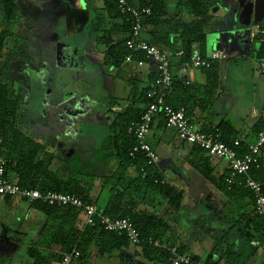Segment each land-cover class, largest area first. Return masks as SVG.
Wrapping results in <instances>:
<instances>
[{
  "label": "crops",
  "instance_id": "obj_1",
  "mask_svg": "<svg viewBox=\"0 0 264 264\" xmlns=\"http://www.w3.org/2000/svg\"><path fill=\"white\" fill-rule=\"evenodd\" d=\"M129 1L135 7L141 6L140 0ZM210 2L213 6L209 12L211 21L205 31V41L207 34L215 33L220 35L217 45L215 48L206 42L202 47L193 45L192 55L204 59L218 52L223 58L215 61L210 71L182 69L180 63L173 65L171 70L175 83L166 102L172 107L186 104L189 108L188 117L195 130L224 126L245 144H251L264 115V77L258 73V64L264 63L258 53L264 39L259 31L264 24L251 25L248 29L230 34L226 28V6L221 5V0ZM165 3L167 17L178 19L180 23H191L188 9L181 5L180 0H165ZM14 4L16 16L6 23L0 0V32L5 30L9 35L0 56V84L6 86L12 97L20 98L24 114L27 112L23 104L25 89L19 84L24 78V72L30 75L26 79L29 81L34 79L32 76L38 78L40 75V80L45 83L40 87L43 93L38 95L46 97L47 93V98L50 97L54 86L50 82L55 80L51 73L55 69L58 71L55 65L60 64L59 57L64 50L61 46L65 45V104L70 111H79L84 115L79 117L80 114H76V119L71 124L65 122V125L59 124L57 127L49 124L46 117L51 107L46 98L44 102L40 101L35 110L43 117L44 125L30 130L31 125L24 121L25 115L19 125L37 143L49 144L48 151L55 158L52 168L65 180L75 176L68 167L69 161L74 157L83 166L89 159L93 165L98 159L102 163L100 154L102 146L111 136L109 128L113 114L131 105L129 98L134 87L137 86L139 90L149 87L155 78L156 68L151 60L123 62L117 68L104 65L103 58L108 47L99 42L103 31L107 32L106 38L113 42L122 39L123 34L116 28L121 20L116 19L113 14L108 16L105 13L102 0H14ZM97 21L101 28L94 32ZM33 29H45L44 38L38 39V44H32L34 53L26 41L32 37L25 41L23 39L35 32ZM142 38L146 39L145 33ZM170 38L174 39L175 36L171 35ZM37 45L40 50L36 51ZM45 46L51 50V55L44 54L43 49L47 48ZM98 47H103L104 50L99 51ZM33 58L37 59L35 64H40L41 69L44 66V73H40L41 69H29ZM90 63H97L99 70L93 71ZM41 76L45 78L41 79ZM86 79L93 80V84ZM72 80L74 84L67 87ZM208 98L209 104L205 106ZM73 99L79 103H71ZM135 106L143 108L142 105ZM145 141L157 154L156 171L168 187L180 195L179 209L173 214L169 211L168 202L148 189L139 198L138 210L155 217L159 221V227L162 224L167 226L156 229L162 242L175 247L181 254L204 262L208 256H212L214 261L226 264L223 255L226 247L231 246L233 252L243 260L242 264H264V241L258 239L255 227L251 224L252 221L255 222L252 201L239 198L238 195L230 196L223 190L221 180L228 174L227 160L207 158L192 146L180 142L175 133L166 129L163 120L158 117L152 122ZM54 145L58 146L57 150H54ZM89 152L92 156L87 159L86 154ZM111 156L115 166L106 168L108 172L104 175L94 176L90 192L100 211L107 206L112 194L107 187L102 186V178L111 176L118 165L115 157ZM261 159L264 170V149L261 151ZM58 162H62V167L67 169L65 173L59 172L56 166ZM98 167L102 168L101 164ZM128 172L131 177H136L133 171ZM16 202L22 201L10 199V203L6 204L0 198V208L3 205L10 208L11 212L5 213L11 216L13 211L19 209ZM35 216L33 214L30 217H34L33 221L36 223L41 219L42 223L38 227L31 225L30 230H34L31 240L37 236L38 230L46 221L42 215V218L36 216L38 220ZM14 218L16 233L13 234V241H20L26 237L25 227L31 221L16 219L17 216ZM80 220L82 221L81 218ZM88 264L163 263L148 261L140 248L129 245L103 256H99L95 249L90 254Z\"/></svg>",
  "mask_w": 264,
  "mask_h": 264
},
{
  "label": "trees",
  "instance_id": "obj_2",
  "mask_svg": "<svg viewBox=\"0 0 264 264\" xmlns=\"http://www.w3.org/2000/svg\"><path fill=\"white\" fill-rule=\"evenodd\" d=\"M102 1L105 13L108 16L113 14L116 19L121 20V23L116 28L123 34L122 39L113 42L108 37L106 38L107 32L103 31L99 42L108 47L103 58L104 65L108 68H117L123 62H126V57H130L131 61L138 62L150 60L143 54L134 53L127 48L126 42L131 37L132 26L126 16L118 12L115 0ZM127 2L131 4L129 0ZM140 2L141 6L136 8L149 9L151 12L150 15L141 17V39L167 53L170 59L172 83L165 96V103L167 104L166 99L175 83L171 67L179 63L181 67L187 62L193 56V45L197 44L201 47L204 45L205 31L211 21L209 12L213 5L210 0H180L181 5L188 9L191 16V23L184 24L180 23L178 19L173 20L167 17L165 0H140ZM1 6L5 21L9 23L16 16L14 0H1ZM100 28V23L97 21L93 31L98 32ZM144 33L146 39L142 38ZM171 35H174L175 38L171 39ZM8 37L7 31L3 30L0 32V56ZM179 51L182 52V56L176 57ZM258 53L259 57L264 61V39ZM212 66L206 71H210ZM155 78L146 89L139 90L137 86L134 87L129 98L131 105L113 114L109 128L111 136L107 138L102 146L100 157L104 167L108 163L106 162L107 158L112 157L111 155L115 157L118 165L111 176L102 178V186L104 188L107 187L112 194L107 206L102 211H99L111 219L129 220L138 230L141 240L151 239L152 242H158L160 247L144 243L132 245L123 235L104 231L98 226H85L80 220L78 212L73 208L48 207L39 201L27 202L22 200V202L27 204L28 211L39 213L46 220L44 226L38 230L37 236L31 240L27 247L26 257L28 262L25 264H59L64 255L70 254L75 250L80 255L69 264H88L90 254L95 249L99 256H103L113 251H119L124 246L127 247L129 245L140 248L143 255L150 262L171 264L169 253L165 250L166 247L171 246L162 242V237L156 230L163 225L166 228L167 226L162 224L159 227V221L155 217L153 218L138 210V202L139 198L143 197L144 190L148 189L167 201L169 211L173 214L179 209L180 195L169 188L165 181L161 184L163 179L156 171V166H147L143 155L130 156V151L136 141L128 133V128L131 124L139 121L140 116L150 102L147 94L155 88ZM207 104H209V98L205 106ZM135 105H142L143 108H137ZM22 106L20 98L12 97L6 86L0 84V155L6 162L5 178L22 189H36L41 193L48 191L59 192L76 196L86 204L95 205L96 200L90 196V192L93 188L94 176L97 175H93L92 171L96 170V163H99L100 159L94 165H91V170H88L85 166L79 164V160L74 157L69 161L68 167L73 170L75 176H70L65 180L60 178L52 168L55 158L53 153L48 151L50 149L49 144L37 143L19 127L24 115ZM186 106L183 103L178 107H171L174 109L184 108L188 117L189 108ZM158 118L162 119L161 116H158ZM261 130H264V115L259 121L256 134ZM214 131L220 134L222 142L231 144L234 141H239V152L241 154L247 152L250 144H245L239 136L232 130H228L227 127L217 126L200 132ZM192 148L205 156L202 150L195 146H192ZM263 149L264 146L261 151ZM261 151L259 155L260 168L251 172L252 178L258 182L264 181ZM129 170L133 171L136 177H131ZM226 176L221 180L224 192L230 196L238 195L239 198H247L252 201L255 222L252 221L251 224L255 227L254 230H256L258 239L264 241V216H259L255 213L253 194L243 187L233 186L228 189L225 183ZM0 198L4 203H10L11 198ZM42 253H47L48 255L44 256ZM223 257L226 260V264L243 263L240 256L233 252L231 246L226 247ZM192 258L197 260L194 257ZM205 263L221 264L219 261H214L212 256H208Z\"/></svg>",
  "mask_w": 264,
  "mask_h": 264
},
{
  "label": "built area",
  "instance_id": "obj_3",
  "mask_svg": "<svg viewBox=\"0 0 264 264\" xmlns=\"http://www.w3.org/2000/svg\"><path fill=\"white\" fill-rule=\"evenodd\" d=\"M118 12L126 16L131 23V37L126 42L129 50L141 53L150 59L156 68L155 88L148 92L150 100L138 122L131 124L128 133L131 134L136 144L130 151V156L143 155L147 166H156L158 157L151 146L145 141L153 120L161 116L166 129L175 133L178 140L184 144L195 146L202 150L208 158L225 159L228 162V174L225 178L227 188L233 186L243 187L249 190L254 197V210L259 216H264V181L258 182L251 176L253 170L260 168L259 155L264 146V130L255 135L254 142L248 146L247 152L241 154L239 141L226 144L221 141L220 134L214 132H200L195 130L190 119L186 116L184 108L174 109L165 103V96L171 87L172 77L170 71V59L167 53L161 51L141 39V17L150 15L149 9H139L127 2V0H115ZM263 29L259 34L264 35ZM177 56H182L178 53ZM223 58L221 53L215 52L209 58L192 56L182 65V69H209L215 61ZM126 62L131 58L126 57ZM258 73L264 77V63L258 64ZM6 162L0 155V197L25 200L27 202L39 201L48 207H69L78 212L85 226L103 229L117 235H123L132 245L146 244L160 247L158 242L151 239L143 241L134 224L127 219H111L103 215L95 205L86 204L81 199L72 195L59 192L41 193L36 189L20 188L5 178ZM156 183V181H155ZM164 181H161L163 184ZM171 264H206L204 261L195 260L191 256L179 253L175 247H166ZM78 251L66 254L59 264H69L79 257Z\"/></svg>",
  "mask_w": 264,
  "mask_h": 264
},
{
  "label": "rangeland",
  "instance_id": "obj_4",
  "mask_svg": "<svg viewBox=\"0 0 264 264\" xmlns=\"http://www.w3.org/2000/svg\"><path fill=\"white\" fill-rule=\"evenodd\" d=\"M33 30H35V32H32V34L28 35V37H23V39L25 41L27 38H30V36L32 37L31 39H27L26 41L30 45L31 51L34 53L35 52V50H34L35 48L32 49L33 48L32 44L36 45V42L38 44V42H40L39 40L41 38H44L45 29H37V30L33 29ZM217 38L218 37L216 36L215 33H209V34L206 35V41L205 42L208 45H212L214 43L215 39H217ZM6 46H7V44H6ZM45 47H47V46H45ZM61 47H63L64 50H63V53H61L63 55L59 57V62L63 63V65L65 66V55H64L65 54V46H61ZM37 49H39V45H37L36 51H37ZM58 50H61V49H58ZM97 50L103 51L104 48L103 47H98ZM50 51L51 50H48V47L43 49L44 54L46 53L47 56L51 55ZM54 51L56 52V50H54ZM35 62H37L36 58L31 59V63H33V64H31L29 66V69H38V70L41 69L40 64L37 65V64H35ZM89 66L91 67V69L93 71L99 70V66H98L97 63H93V64L90 63ZM59 67L63 68L62 64H60ZM59 69H58V71H56V69H55V72L51 73L52 76H53V79H55V80L50 82L51 85H54L53 89L55 87V84L58 81L57 78H59L61 76L60 75L61 73H60ZM44 70H45V68H44V66H42V69L40 70V73L41 72L44 73ZM50 75L48 77H50ZM23 76H24V78H23V80L21 82H19V84H21V86L25 89V97L23 99V104H24V106H26L25 107V112H26V110H27V112L24 114L25 115L24 121L26 120V123L31 125L29 127V129L32 130V128H35V127H37L39 125L40 126L44 125V123L42 122L44 120L43 117L39 116L35 112V110L37 109V106H39L40 101L44 102V100L47 98V93H46V97H41L40 95H38L39 93H43L40 90V87L42 86L43 83H45V82L42 83V81L40 80V75L38 76V78H36V76H32L31 78H34V79L31 80V81L26 80V79H28V77L30 78L29 74H25V72H24ZM42 78H45V77L41 76V79ZM86 81L89 82L90 84H93V80H91V79H86ZM48 100H49V96L47 98V102H48ZM57 100H58V96H54L52 98L51 102L55 103V101H57ZM49 114H51L50 111H49L48 115ZM80 114H82V113L80 112ZM82 115H84V114H82ZM82 115H78V116L81 117ZM47 120H48L49 124H52L51 122H54L53 120H50V119H47ZM54 124L57 127V123H54ZM56 127H53V129L56 128ZM91 154L92 153H90V152H89V154H86V158L88 159L89 157H91L92 156ZM64 157H65V155H64ZM106 162H108V163L106 165L107 167L105 166V168L103 166L104 164L102 165V163H96V165L101 164L102 168L101 167L96 168L95 171L94 170L92 171L93 172L92 174L93 175L94 174H96V175H100V174L104 175V174H106L108 172V170H106V168H108L109 166H113V167L115 166V165H113L115 162L113 161L112 158L110 159V157L107 158ZM61 164H62V162H60V163L58 162L56 164V166L59 168V172L62 174V172L65 173L67 171V169L63 168ZM79 164H81V163H79ZM90 165H93V163L89 159L85 163V168H87L88 170H91V166ZM64 176H65V174H64ZM85 178L87 179V177H85ZM100 203H104V202H100ZM16 204H17V207L19 209H17L16 211L12 210L13 212L11 213V216H9L8 214L5 213V211L10 213L11 212L10 208L5 207V205H3L2 208H0V211H1L0 212L1 213V215H0L1 216L0 217V225L2 224V226L5 227V230H7L6 233L7 234H9V233H14L15 234L16 233L14 231L15 230L14 229V225H15L14 224L15 223V218L14 217H16V216H17L16 219H19V220L20 219H24L25 221L27 220V221H31V222H30L29 225H27L25 223L26 224V227H25L26 228V230H25L26 231V237H23L22 239H20V241H13L12 240L13 241V245L9 246V247L8 246H4L3 244L2 245L0 244V264H25V263H27L28 260H27V257H26V251H27V247L29 246V244L31 242L32 235L34 233L33 232L34 230H32V231L30 230L32 228L31 225L35 224L36 227H38L42 223L41 219L39 221H37L38 223H36V221H33L35 218L34 217L31 218L30 217L31 215H33V214H34V216L38 215L41 218H42V216L40 214L36 213V212H33V211H26L27 205L24 202H16ZM99 205H101V204H99ZM36 220H38V217H36ZM0 229H1V227H0ZM6 233H4L5 236H6ZM7 236L5 237V239H7ZM10 239H11V236H10ZM9 249H12L14 251L10 252Z\"/></svg>",
  "mask_w": 264,
  "mask_h": 264
},
{
  "label": "water",
  "instance_id": "obj_5",
  "mask_svg": "<svg viewBox=\"0 0 264 264\" xmlns=\"http://www.w3.org/2000/svg\"><path fill=\"white\" fill-rule=\"evenodd\" d=\"M225 3H228L225 8V13H229L227 23L225 22L228 33L234 34L235 31L248 29L251 25L262 26L264 24V0H225ZM212 45L215 48L217 39ZM77 114L80 112L77 111ZM72 117H76V114Z\"/></svg>",
  "mask_w": 264,
  "mask_h": 264
},
{
  "label": "flooded vegetation",
  "instance_id": "obj_6",
  "mask_svg": "<svg viewBox=\"0 0 264 264\" xmlns=\"http://www.w3.org/2000/svg\"><path fill=\"white\" fill-rule=\"evenodd\" d=\"M221 1L223 2V3H221V5H224V6L228 5V3H225V0H221ZM228 14L229 13H227L226 17H228ZM63 46H65V45H63ZM59 63L62 64L63 68L59 67L60 64H58L57 66L55 65L57 70L60 68L59 70H60V73H61L60 75L61 76L59 78H57L58 81L55 84V87H54V89L52 91V95L49 97L48 102H49L50 107H51V109H50L51 114H49L46 117V120L50 119V120L54 121V122H51L53 125H55L54 123H57V125H59V124L65 125V122L68 123V124H71L76 119V118L74 119V117H72L73 114H77V111L76 112L75 111H70L68 109V107L66 106L67 104H65V66L61 62H59ZM73 81L74 80H72L70 82L71 84H68L67 87H71V85L74 84ZM67 95H69L68 92H67ZM54 96H58V100L55 101V103H52L51 100H52V98ZM76 102H78V101H75V99H73L71 101V103H76ZM57 147L54 145V150H57ZM63 153H65V152H63ZM0 215H1V213H0ZM0 227H1V229H0V244L1 245L3 244L4 246H8V247L12 246L13 245V241L12 240H14V237H13L14 233L7 234L6 230H5V227H3L2 224L0 225ZM4 233H6V236L9 235V238L5 239L6 236L4 235ZM10 236H11V239H10Z\"/></svg>",
  "mask_w": 264,
  "mask_h": 264
}]
</instances>
